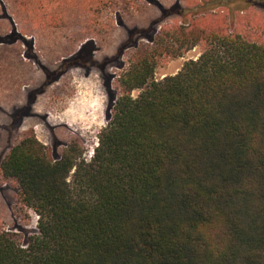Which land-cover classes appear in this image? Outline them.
<instances>
[{"label":"trees","instance_id":"16d2710c","mask_svg":"<svg viewBox=\"0 0 264 264\" xmlns=\"http://www.w3.org/2000/svg\"><path fill=\"white\" fill-rule=\"evenodd\" d=\"M223 28L143 32L174 58L202 53L161 81L157 50L139 53L90 161L76 141L54 160L30 137L10 148L0 171L38 233L24 246L0 229V264H264V45Z\"/></svg>","mask_w":264,"mask_h":264},{"label":"rangeland","instance_id":"374dc122","mask_svg":"<svg viewBox=\"0 0 264 264\" xmlns=\"http://www.w3.org/2000/svg\"><path fill=\"white\" fill-rule=\"evenodd\" d=\"M204 1L0 0L1 163L26 137L43 145L53 160L76 141L90 161L123 94L119 80L139 53L157 50V81L176 75L202 53L200 45L174 58L144 33L161 41L168 33L180 38L179 28L204 27L209 34L222 23L228 35L264 45L263 9L246 0H225L201 11ZM89 45L96 65L68 66ZM38 219L20 202L18 183L0 171V229L19 234L25 246L38 233Z\"/></svg>","mask_w":264,"mask_h":264},{"label":"flooded vegetation","instance_id":"af4514ba","mask_svg":"<svg viewBox=\"0 0 264 264\" xmlns=\"http://www.w3.org/2000/svg\"><path fill=\"white\" fill-rule=\"evenodd\" d=\"M30 103H32V102H30ZM29 112V111H28ZM25 114H27V113H25ZM25 115L23 114V115H21V118H20V120H18V124L21 122V119L24 117ZM0 164H1V161H0Z\"/></svg>","mask_w":264,"mask_h":264}]
</instances>
